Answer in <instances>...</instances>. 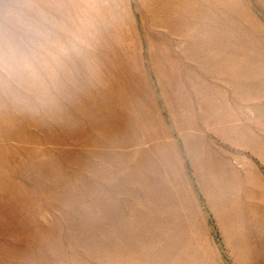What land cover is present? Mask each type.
<instances>
[{"label":"rangeland","instance_id":"rangeland-1","mask_svg":"<svg viewBox=\"0 0 264 264\" xmlns=\"http://www.w3.org/2000/svg\"><path fill=\"white\" fill-rule=\"evenodd\" d=\"M101 2L54 112L0 101V264H264V0Z\"/></svg>","mask_w":264,"mask_h":264},{"label":"clouds","instance_id":"clouds-1","mask_svg":"<svg viewBox=\"0 0 264 264\" xmlns=\"http://www.w3.org/2000/svg\"><path fill=\"white\" fill-rule=\"evenodd\" d=\"M106 23L101 0H0V101L54 112Z\"/></svg>","mask_w":264,"mask_h":264},{"label":"bare ground","instance_id":"bare-ground-1","mask_svg":"<svg viewBox=\"0 0 264 264\" xmlns=\"http://www.w3.org/2000/svg\"><path fill=\"white\" fill-rule=\"evenodd\" d=\"M113 128H114V130H116V129H117V126H116V125H114V127H113ZM110 131L112 132V131H113V129H110V130H109V132H110Z\"/></svg>","mask_w":264,"mask_h":264}]
</instances>
